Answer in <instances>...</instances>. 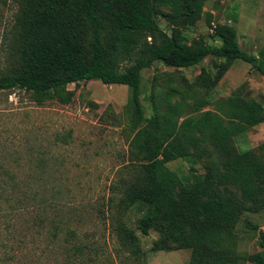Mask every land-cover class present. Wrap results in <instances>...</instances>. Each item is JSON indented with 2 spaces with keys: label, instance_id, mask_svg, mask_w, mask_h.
I'll return each instance as SVG.
<instances>
[{
  "label": "trees",
  "instance_id": "1",
  "mask_svg": "<svg viewBox=\"0 0 264 264\" xmlns=\"http://www.w3.org/2000/svg\"><path fill=\"white\" fill-rule=\"evenodd\" d=\"M207 1L16 0L19 7L8 29V66L0 73V91L21 89L44 102L69 96L73 83L127 85L132 108L129 156L110 200L122 240L139 251L141 240L126 222L134 209L141 213V233L159 234L154 249H189L190 264H264V228L247 219L246 227L259 232L260 250L246 257L239 251L238 232L246 212L264 208V157L248 149L226 160L217 158L221 143L245 136L264 121V104L240 95L208 100L214 109L186 116L183 130L164 143L163 135L184 116V103L172 102L163 111L153 96L152 113L146 115L141 100L142 73L155 62L191 67L208 57L221 59L215 80L206 69L199 76L200 86L208 90L236 60L264 73L258 58L241 48L235 24L213 26L216 44L187 42L182 27L203 18ZM158 14L170 22V32L161 27ZM231 17L237 22L236 15ZM257 151L264 154V143ZM177 159L191 168L201 163L204 172L182 175L168 166ZM16 179V171L0 166V213L4 201H20V192L23 198L35 199L24 191L29 184L22 188Z\"/></svg>",
  "mask_w": 264,
  "mask_h": 264
},
{
  "label": "rangeland",
  "instance_id": "2",
  "mask_svg": "<svg viewBox=\"0 0 264 264\" xmlns=\"http://www.w3.org/2000/svg\"><path fill=\"white\" fill-rule=\"evenodd\" d=\"M18 7L17 3L16 12ZM204 9L196 25L182 27L188 43L216 44L213 26L235 24L241 48L256 56L264 68V0H208ZM155 16L170 32V22L162 14ZM8 29L0 35V73L8 66ZM221 62L212 57L191 67L155 62L143 71L141 100L146 115L152 113L153 96L163 111L172 102L184 103V116L163 135L164 143L183 130L186 116L214 109L208 100L240 95L264 104V73L243 60L232 62L213 88L200 86L203 70L215 80ZM68 89L69 96H53L44 102L21 89L0 91V166L16 171L22 188L29 184L24 191L35 197L23 198L20 192V201L15 204L3 202L0 264H190L189 249L152 247L159 234L153 230L148 236L141 233L137 228L141 213L137 210L128 213L126 222L141 240L138 252L116 230L110 200L129 156V87L91 80L70 84ZM261 143L264 121L245 136L221 143L217 158L226 160L248 149L264 157L257 151ZM168 166L182 175L204 172L201 163L191 168L182 159ZM3 178L9 179L5 173ZM247 219L264 228V208L246 212L238 224L239 251L244 257L260 250L259 232L246 227Z\"/></svg>",
  "mask_w": 264,
  "mask_h": 264
},
{
  "label": "crops",
  "instance_id": "3",
  "mask_svg": "<svg viewBox=\"0 0 264 264\" xmlns=\"http://www.w3.org/2000/svg\"><path fill=\"white\" fill-rule=\"evenodd\" d=\"M16 8V0H0V35H2L4 31H6L5 29L7 26L8 28H10L11 19L12 23L15 22Z\"/></svg>",
  "mask_w": 264,
  "mask_h": 264
}]
</instances>
